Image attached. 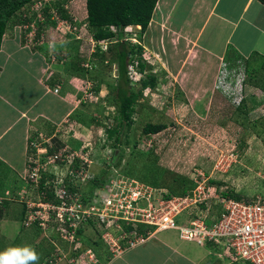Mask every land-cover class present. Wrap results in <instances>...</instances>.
I'll use <instances>...</instances> for the list:
<instances>
[{
    "label": "rangeland",
    "instance_id": "374dc122",
    "mask_svg": "<svg viewBox=\"0 0 264 264\" xmlns=\"http://www.w3.org/2000/svg\"><path fill=\"white\" fill-rule=\"evenodd\" d=\"M84 3L85 0H79L70 8L71 15L80 21L75 22L76 30L86 23V20L83 22L84 15L80 17L79 14ZM134 27L125 28L123 37L131 43L127 48L136 51L133 58L140 56L145 67L141 74L131 78L130 87L140 96L134 104L130 124L124 125L118 142L115 141L116 134L110 139L106 137L105 129L114 128L119 123L113 101L117 72L111 44L103 56L107 63L94 60L91 69L86 71L98 92L82 102L81 112L77 113L70 132L66 133L65 144L76 151L87 147L91 161L89 171L94 178L107 171L106 181L126 178L130 183V180H136L139 185L151 189L156 197L192 195L203 181L205 199L182 212L177 218L178 223L196 217L206 209L215 212L216 196L226 195L244 201L264 196V72L259 69L256 74H249L241 61L233 60L226 65L227 76H222L221 70L215 82L203 79L201 74L216 68L207 59L195 58L186 49L175 57L169 56L166 50L162 61L155 56H144L142 47L139 52L137 46H133V43L143 44L142 34ZM90 31L84 33L89 36ZM66 37L54 40L57 53L61 51L57 47L67 43L69 35ZM160 47L159 44L161 50ZM70 67L76 68L74 64L66 69L69 71ZM76 71L79 74V70ZM149 74L156 75V85L141 90L139 83ZM146 123L162 124L165 129L146 136L142 133ZM115 149L119 154L116 165L112 164ZM90 185L87 186V195L94 191ZM12 196L17 198V193ZM13 207L15 210L10 212L9 218L20 220L19 205L14 202ZM31 228L34 232L28 237L34 242L29 241L21 248L33 252L37 259L25 260L24 264H42L48 256L56 253L51 243L56 238L50 229L40 232ZM98 232L101 230L91 227L81 233V253L87 249L91 252L77 258L76 263L67 257L55 264H104L111 259ZM56 243L63 253L70 248L59 240ZM204 247L210 252L208 264H246L231 261L228 253L224 259H218L217 250Z\"/></svg>",
    "mask_w": 264,
    "mask_h": 264
},
{
    "label": "built area",
    "instance_id": "2783aa9c",
    "mask_svg": "<svg viewBox=\"0 0 264 264\" xmlns=\"http://www.w3.org/2000/svg\"><path fill=\"white\" fill-rule=\"evenodd\" d=\"M78 2L32 0L21 9V22L17 24L22 32L21 44L31 50L46 48L43 57L47 82L55 77L54 66L63 65L67 59L64 50L55 51V42L48 38L49 33L58 35L59 40L69 35L86 41L89 54L94 53L97 47L101 51L107 49L108 43L94 41L91 33L81 39L82 35L74 27L78 20L70 13V8ZM82 8L85 14V3ZM86 28L85 23L79 30L87 32ZM87 61L80 63L84 70L91 69ZM128 68L130 78L137 76L135 65L130 64ZM59 87L60 83H57L53 92L58 93ZM93 87V82L86 79L81 102H86L93 95ZM67 123L57 126L50 137L36 133L30 139L33 162L26 171L25 186L15 198L24 207L22 227H35L40 232L50 229L54 232L53 238L70 247L63 253L53 239L51 242L56 253L48 256L42 264H55L67 257L70 262L76 263L77 258L91 252L87 249L81 253L82 239L78 234L79 230L84 233L91 227L101 230L100 238L112 258L143 245L159 233L175 231L183 241L217 250L218 259H224L228 253L231 261L264 264V196L249 201L216 196L215 212L206 209L200 215L178 223L177 218L182 212L205 199L203 181L192 191V195L156 197L151 189L144 188L136 180L129 179V183L126 178L108 180L87 195V186L94 180L89 171V150L87 147L71 150L65 144L66 133L71 127ZM3 200L0 198V206Z\"/></svg>",
    "mask_w": 264,
    "mask_h": 264
},
{
    "label": "crops",
    "instance_id": "0c3cea01",
    "mask_svg": "<svg viewBox=\"0 0 264 264\" xmlns=\"http://www.w3.org/2000/svg\"><path fill=\"white\" fill-rule=\"evenodd\" d=\"M79 14L85 22L86 11ZM80 28L82 37L86 36ZM135 30L140 31V27ZM21 36L19 27L10 23L0 45V198H4L0 206V254L22 250L29 241L34 242L28 237L34 228L21 225L24 207L12 196L25 186L24 177L33 162L29 141L36 133L50 137L57 126L68 121L69 127L75 121L88 79L80 63L90 61L94 54H89L86 41L69 36L67 43L57 47L67 53V59L54 67L55 77L47 82L46 48L31 50L21 44ZM48 38L59 37L51 32ZM142 43L138 44L144 56L161 61L166 50L175 57L183 49L195 58L207 59L216 68L201 75L212 82L221 70L222 76L228 75L226 65L233 60L241 61L249 74L259 69L264 72V4L259 0H157ZM74 64L76 68L66 69ZM114 69L116 72V65ZM57 83L59 91L54 93ZM14 202L21 210L20 220L9 218ZM173 232L159 233L104 264H208V248L183 241Z\"/></svg>",
    "mask_w": 264,
    "mask_h": 264
},
{
    "label": "trees",
    "instance_id": "16d2710c",
    "mask_svg": "<svg viewBox=\"0 0 264 264\" xmlns=\"http://www.w3.org/2000/svg\"><path fill=\"white\" fill-rule=\"evenodd\" d=\"M259 1L264 4V0ZM31 2L32 0H0V45L7 26L10 23L14 25L19 24L21 22V9ZM156 3L157 0H85L86 23L88 29L91 30L90 33L93 40L108 43L106 51H101L97 47L89 62L93 65V61L96 59L107 63L106 60H103V56L111 44L114 46L113 62L116 65L117 78L114 86L113 101L118 112L119 123L114 128L105 129V132L108 139L116 134L115 141L117 142L124 125L126 123L130 124L132 115L134 114V104L138 96H140L130 87L131 78L128 76V65H135L137 72L140 74L145 67L144 61L140 56L137 59L133 58V54L136 51L134 52L133 49L127 48L131 43L128 40L124 41V30L129 26H139L140 33L142 34L151 20ZM133 46H137V51L140 52V45L133 43ZM156 82V75L149 74L144 79H141L139 84L141 90H145L155 87ZM93 91L96 94L98 87L94 86ZM164 129L165 127L162 124L146 123L142 128V133L143 135L151 136L162 132ZM116 145L118 146V143ZM118 159L119 154L115 149L112 154V164L116 165ZM107 178V171L101 177H95L90 185V189L98 188L106 182ZM233 199L240 200L237 197ZM81 233L82 230H79L78 234L81 235ZM97 234L100 237V232Z\"/></svg>",
    "mask_w": 264,
    "mask_h": 264
},
{
    "label": "clouds",
    "instance_id": "9594fccd",
    "mask_svg": "<svg viewBox=\"0 0 264 264\" xmlns=\"http://www.w3.org/2000/svg\"><path fill=\"white\" fill-rule=\"evenodd\" d=\"M23 252V256L21 253ZM37 256L25 249H10L0 254V264H24L25 260H35Z\"/></svg>",
    "mask_w": 264,
    "mask_h": 264
},
{
    "label": "bare ground",
    "instance_id": "6f19581e",
    "mask_svg": "<svg viewBox=\"0 0 264 264\" xmlns=\"http://www.w3.org/2000/svg\"><path fill=\"white\" fill-rule=\"evenodd\" d=\"M196 96V95H195ZM228 197V196H227Z\"/></svg>",
    "mask_w": 264,
    "mask_h": 264
}]
</instances>
